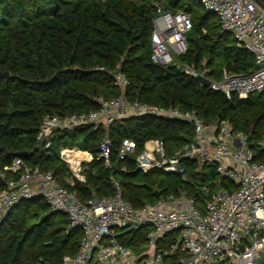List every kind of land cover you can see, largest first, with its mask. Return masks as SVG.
I'll list each match as a JSON object with an SVG mask.
<instances>
[{
  "label": "trees",
  "instance_id": "16d2710c",
  "mask_svg": "<svg viewBox=\"0 0 264 264\" xmlns=\"http://www.w3.org/2000/svg\"><path fill=\"white\" fill-rule=\"evenodd\" d=\"M158 7L192 18L188 52L180 58L185 64L215 81L222 80L224 69L233 75L256 70L254 57L222 31L218 17L198 0H0V72L10 74L9 80L0 79V171L12 162L13 154L28 153L24 159L30 166L53 172L69 187L66 179L71 174L61 151L78 148L93 156L86 183L76 181L73 188L83 201L112 197V177L120 182L125 201L136 209L185 192L203 211L220 188H234L227 180L218 184L215 164L182 160L184 180L159 170L139 171L134 158L120 161L125 139L136 143L137 154L146 142L162 140L167 155L173 157L195 137L193 127L179 121L140 117L118 121L108 131L87 127L56 132L50 149L37 141L46 116L90 113L99 109L100 98L120 97L116 74L129 81V102L195 110L207 123L229 122L234 132L247 135L254 144L263 139L264 94L228 100L177 68L152 62ZM106 138L112 142L111 169L99 159ZM4 189L0 180V192ZM147 232L143 228L123 233L119 240L138 250L147 243ZM82 237L79 228H70L67 217L52 213L42 199L26 201L0 225V264H63L65 257L78 253ZM167 238L169 243L172 237Z\"/></svg>",
  "mask_w": 264,
  "mask_h": 264
},
{
  "label": "built area",
  "instance_id": "2783aa9c",
  "mask_svg": "<svg viewBox=\"0 0 264 264\" xmlns=\"http://www.w3.org/2000/svg\"><path fill=\"white\" fill-rule=\"evenodd\" d=\"M198 1L218 17L222 31L254 57L256 70L248 75H233L224 69L222 80L215 81L182 62L180 58L188 52L192 18L184 12L174 15L162 7L157 8L153 20L152 62L160 67H175L196 80L203 76L210 81V90L224 94L228 100L264 94V9L256 0ZM115 84L121 96L100 98L96 111L46 116L37 134L41 147L50 149L56 132L87 127L108 131L118 121L140 117L179 121L191 125L195 137L173 157L167 155L162 140L146 142L144 150L137 154L136 143L125 139L119 151L120 161L134 158L139 171L159 170L181 175L184 180L187 172L182 160L215 164L218 184L227 180L234 188H220L204 204L203 211L197 200L185 192L136 209L125 201L120 182L112 177V197L83 201L73 188L76 181L86 183L88 155L78 148L64 149L61 160L70 170L66 179L69 187L61 184L53 172L32 167L21 157H15L0 171V180L5 183L0 192V225L15 207L42 199L52 213L67 217L70 228H79L83 233L78 253L65 257L63 264H257L264 253V137L254 144L247 135L234 132L229 122L207 123L195 110L183 112L175 107L129 102V81L124 74H116ZM75 149L82 155L66 154ZM99 150L103 166L111 169V140L106 138ZM122 171L127 172L126 168ZM203 190L209 193L208 187ZM143 228L148 230L147 243L138 250L120 242L123 233ZM168 236L172 240L166 243ZM183 254L187 256L181 257Z\"/></svg>",
  "mask_w": 264,
  "mask_h": 264
},
{
  "label": "water",
  "instance_id": "95a60500",
  "mask_svg": "<svg viewBox=\"0 0 264 264\" xmlns=\"http://www.w3.org/2000/svg\"><path fill=\"white\" fill-rule=\"evenodd\" d=\"M256 1L264 9V0H256ZM1 78H6L7 80H9L10 74L0 72V79ZM197 81H199L204 87L210 88V81L207 78H205L203 76H199L197 78ZM248 141L251 142V138H249ZM13 156L14 157L27 158L28 153H15V154H13ZM158 197L160 198L161 195L158 194ZM257 264H264V253L262 254V257L258 260Z\"/></svg>",
  "mask_w": 264,
  "mask_h": 264
},
{
  "label": "crops",
  "instance_id": "0c3cea01",
  "mask_svg": "<svg viewBox=\"0 0 264 264\" xmlns=\"http://www.w3.org/2000/svg\"><path fill=\"white\" fill-rule=\"evenodd\" d=\"M80 152H82V151H80ZM83 153H86L88 155V157L86 158V162H87L86 164L91 163L93 161V156L90 153H88V152H83Z\"/></svg>",
  "mask_w": 264,
  "mask_h": 264
},
{
  "label": "bare ground",
  "instance_id": "6f19581e",
  "mask_svg": "<svg viewBox=\"0 0 264 264\" xmlns=\"http://www.w3.org/2000/svg\"><path fill=\"white\" fill-rule=\"evenodd\" d=\"M67 155H74V156H81L82 154L78 152V150H75L73 152H66Z\"/></svg>",
  "mask_w": 264,
  "mask_h": 264
}]
</instances>
